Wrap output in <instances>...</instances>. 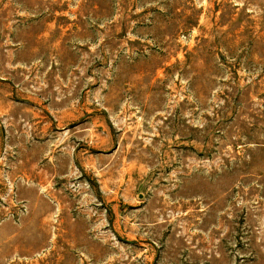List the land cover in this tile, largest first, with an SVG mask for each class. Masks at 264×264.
I'll return each instance as SVG.
<instances>
[{
  "label": "rangeland",
  "instance_id": "374dc122",
  "mask_svg": "<svg viewBox=\"0 0 264 264\" xmlns=\"http://www.w3.org/2000/svg\"><path fill=\"white\" fill-rule=\"evenodd\" d=\"M0 264H264V0H0Z\"/></svg>",
  "mask_w": 264,
  "mask_h": 264
}]
</instances>
